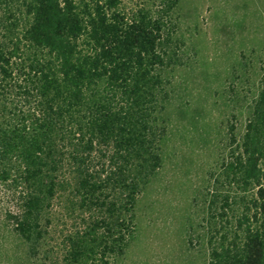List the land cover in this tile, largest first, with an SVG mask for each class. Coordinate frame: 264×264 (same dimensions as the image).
<instances>
[{
  "label": "trees",
  "instance_id": "1",
  "mask_svg": "<svg viewBox=\"0 0 264 264\" xmlns=\"http://www.w3.org/2000/svg\"><path fill=\"white\" fill-rule=\"evenodd\" d=\"M121 3L0 0V183L16 205L7 219L31 254L48 255L61 204L74 225L56 264L125 255L138 199L164 162L179 0L132 12ZM229 133L221 176L236 191L209 203V264H264V75L242 138Z\"/></svg>",
  "mask_w": 264,
  "mask_h": 264
},
{
  "label": "rangeland",
  "instance_id": "2",
  "mask_svg": "<svg viewBox=\"0 0 264 264\" xmlns=\"http://www.w3.org/2000/svg\"><path fill=\"white\" fill-rule=\"evenodd\" d=\"M141 2L121 6L132 12ZM177 13L164 162L138 199L134 239L112 264H209V203L236 191L221 169L235 147L229 130L242 138L264 75V0H179ZM15 209L0 183V264H56L62 231L74 225L62 205L51 210L48 255L31 254L13 231L7 213Z\"/></svg>",
  "mask_w": 264,
  "mask_h": 264
}]
</instances>
